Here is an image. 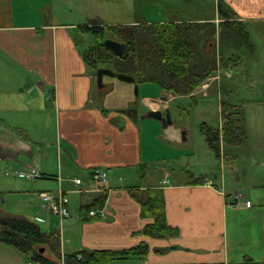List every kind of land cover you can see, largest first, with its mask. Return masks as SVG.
Instances as JSON below:
<instances>
[{
  "label": "crops",
  "instance_id": "0c3cea01",
  "mask_svg": "<svg viewBox=\"0 0 264 264\" xmlns=\"http://www.w3.org/2000/svg\"><path fill=\"white\" fill-rule=\"evenodd\" d=\"M222 1L245 24L252 44L248 51L229 49L224 53L225 57L237 65L240 61L233 58L248 52L256 59V64H264V0ZM157 2L154 20L147 19L145 6L139 2L128 9L132 17L105 24L136 25L143 21L163 24L177 19L187 23L208 22L218 31L222 21L217 13L218 0ZM51 5L52 0H0V169L5 168V176L10 175V180L16 181L19 179L17 172L29 167L39 171L40 177L28 184L36 202L40 203V206L34 205V220L37 223L42 220L49 232L58 234L62 256L83 250L120 251L144 242L149 247L146 257L125 263L264 264V186L255 185L238 192L232 183L227 190L222 178L213 173V178L207 177L210 171L199 174L194 168L184 169L185 178L176 182L163 180L148 185L145 172L149 165L144 157L141 128L126 114L110 113L96 104L95 76L85 65L83 50L80 51L74 37L79 24L76 20L68 23L54 20ZM89 8L94 17L101 14L95 3ZM216 42L218 37L215 35L210 47ZM260 54L262 60L258 57ZM233 71L234 66L219 70L218 75L202 82L190 96L203 93L207 97L219 92L222 75L232 76ZM160 93V97L167 94L169 98L173 97L163 90ZM221 98L220 95L219 100ZM167 101L166 97L151 98L144 93L140 104L145 111L141 114L162 111L167 108ZM263 108L264 105H259L261 112L250 115L258 129L264 124ZM245 110L246 128L250 124L249 111L253 110ZM36 111L49 113L46 119L40 116L44 124L50 123L49 118L53 121L58 170L47 165V159L42 161L36 147L38 142L31 137L33 124L38 122ZM174 139H177L176 135ZM93 168L103 169L106 173L102 183L91 182ZM124 168H138L139 172L126 185L127 180L120 176L123 172L120 170ZM64 170L80 176H68ZM190 174L206 176V181L212 184L189 183ZM74 179H80L81 184L76 185ZM137 188L162 190L165 218L169 226L178 230L177 236L160 239L142 233L151 219L141 217V206L130 195V189ZM59 190L69 198L70 216L65 219L41 209L40 194ZM103 192L107 195L104 204L94 208L102 209L103 216L83 215V207L91 205ZM235 196L239 198L237 204L233 203ZM43 252L40 253L44 255ZM48 253L44 257L52 260ZM0 264L35 262L30 254L0 242Z\"/></svg>",
  "mask_w": 264,
  "mask_h": 264
},
{
  "label": "rangeland",
  "instance_id": "374dc122",
  "mask_svg": "<svg viewBox=\"0 0 264 264\" xmlns=\"http://www.w3.org/2000/svg\"><path fill=\"white\" fill-rule=\"evenodd\" d=\"M139 2L145 6V15L148 20L157 18V8L154 7L158 5L157 0H96V2L94 0H52L51 9L53 17H56L54 20L58 22L68 23L76 20L79 25H88L92 22L109 24L126 20L127 16L132 17L128 9L136 6ZM93 3L101 11V14H95V17L89 8ZM74 37L80 51H84L94 44V37L91 33H81L77 30ZM106 39L117 41V37L110 32L105 33L104 40ZM217 47L218 43L215 44V48ZM228 48L230 49L228 45L224 44L225 51H228ZM238 49L248 51L245 46ZM231 50H236L235 45ZM241 57L240 64L237 63L234 66L232 76L222 75L219 92L212 93L207 97L203 93H198L194 97L181 95L169 98L168 94L160 97L159 94L162 90L154 83L138 84V92L135 94L133 84L122 82L115 77H103V87L101 89L97 87L96 104L104 107L110 113L130 109L137 111L138 118L134 122L138 123L143 134L144 157L149 165V170L145 172L148 185L158 184L163 180L176 182L185 178L184 169L194 168V172L199 174L210 171L211 173H208L207 177L213 176L211 175L213 173L222 178L227 190L232 187V183L235 184V189L238 192L247 191L248 187L255 185L264 186V124H260V129H258L254 117H250L252 114L258 115V112H261L258 109L259 105L260 107L264 105V64H256V59L250 57L248 52ZM258 57L262 60L263 55L260 54ZM99 68L115 71V68L109 64H99L95 70H92L94 76L95 71ZM144 93L151 98H168L167 108L161 112L168 111L170 125L164 127L162 122L156 119L141 118L144 116L141 113L145 111L140 104ZM220 95L231 104L241 105L244 110L245 108L253 110L249 111L250 124H247L246 140L234 146H222L223 157L221 160L217 159L210 150L200 131L202 124L214 129L220 127ZM34 114L36 118L38 117V122L33 124L35 127L31 137L38 142L36 147L42 161L47 159L46 164H50L58 170L56 157L58 145L54 138L53 121L50 118L48 119L50 123L44 124L41 121L40 116L46 119V114L49 115V113L36 111ZM116 118L120 121L119 117ZM183 134L185 140L182 139ZM175 135L177 139H174ZM38 165L40 167V162ZM62 166L65 169L64 162H62ZM7 170L9 169L7 168ZM64 171L68 173V176H80L71 170ZM120 171H123L120 176L127 180L125 185L132 182L136 174L137 176L139 174L138 168H124ZM9 176H5V168L0 169V183L2 180L4 181V184H0V213L23 217L37 224L42 232H49V227L46 228L44 222L41 223L42 220H39L40 223L34 220L33 209L35 206H40V203L36 202L37 198L28 189V184L31 182L19 179L17 181L10 180ZM48 252L45 250L43 253L45 255ZM51 259L55 261L53 257Z\"/></svg>",
  "mask_w": 264,
  "mask_h": 264
},
{
  "label": "trees",
  "instance_id": "16d2710c",
  "mask_svg": "<svg viewBox=\"0 0 264 264\" xmlns=\"http://www.w3.org/2000/svg\"><path fill=\"white\" fill-rule=\"evenodd\" d=\"M217 13L222 19L218 31L208 22L187 23L177 19L163 24L143 21L136 25H103L99 22L79 25V32L91 33L94 37V44L82 52V58L91 70H95L99 64H109L117 73L132 76L136 84L154 83L173 96L190 95L202 82L218 75L219 70L235 66L225 57L224 44L230 49L233 45L236 49L245 46L248 50L252 46L245 24L222 0L217 2ZM106 32L112 33L118 42L126 45L122 57H117L104 47ZM215 35L218 37L217 48L210 47ZM239 55L233 58L236 62L242 59ZM219 118L220 127L217 129L206 124L200 127L205 142L217 159H221V145H237L246 140L247 134L245 110L241 105L221 98ZM206 180V176H188L189 183L195 185L203 184ZM130 195L140 204L141 217L151 219L144 226L143 234L160 239L178 235V230L167 224L162 190L130 189ZM106 197L105 192L96 196L91 205L83 207L82 214H87L89 209L102 207ZM0 242L30 254L34 262L41 264H128L125 262L135 258L144 259L149 252L147 244L142 242L120 251L83 250L62 256L57 233L42 232L34 222L6 213H0ZM36 248L48 250L55 261L44 257Z\"/></svg>",
  "mask_w": 264,
  "mask_h": 264
},
{
  "label": "built area",
  "instance_id": "2783aa9c",
  "mask_svg": "<svg viewBox=\"0 0 264 264\" xmlns=\"http://www.w3.org/2000/svg\"><path fill=\"white\" fill-rule=\"evenodd\" d=\"M17 178L26 180V181H34L35 179L40 177L39 171L35 167H29L27 170L16 173ZM106 178V173L103 169L93 168L90 172V180L94 184L102 183ZM73 182L76 185L81 184L80 179H74ZM207 185H211V181L205 182ZM41 199V209L43 212L50 214L52 216L58 217L59 219H65L70 216V211L68 208L69 198L66 193L62 191H57L55 193L50 192H42L40 194ZM235 204L239 202L238 196L234 197ZM88 217H101L103 216L102 209H92L87 212Z\"/></svg>",
  "mask_w": 264,
  "mask_h": 264
},
{
  "label": "water",
  "instance_id": "95a60500",
  "mask_svg": "<svg viewBox=\"0 0 264 264\" xmlns=\"http://www.w3.org/2000/svg\"><path fill=\"white\" fill-rule=\"evenodd\" d=\"M103 45L106 49L111 51L117 57H122L126 49V45L124 43H120L116 40H111V39L104 40ZM104 76L115 77L122 82L133 84L134 92L135 94H137L138 84H136V81L132 76L126 75L123 73H117V72H114L112 70L105 69V68H99L95 71V80H96V86L98 87V89H101L103 87V77ZM121 113L126 114L127 116L131 117L133 121H137L138 115L135 109L121 111ZM141 118L142 119L143 118L156 119L162 122L163 126L170 125V117H169V113L167 110L165 111L164 114L161 111H149L145 116H142ZM182 139L185 140L184 134H183ZM43 251L44 249H40L39 252H43Z\"/></svg>",
  "mask_w": 264,
  "mask_h": 264
},
{
  "label": "bare ground",
  "instance_id": "6f19581e",
  "mask_svg": "<svg viewBox=\"0 0 264 264\" xmlns=\"http://www.w3.org/2000/svg\"><path fill=\"white\" fill-rule=\"evenodd\" d=\"M213 186V185H212Z\"/></svg>",
  "mask_w": 264,
  "mask_h": 264
}]
</instances>
